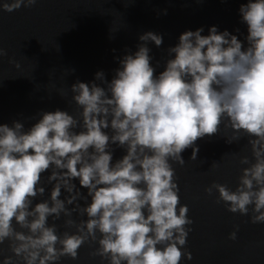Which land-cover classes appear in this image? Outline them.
I'll use <instances>...</instances> for the list:
<instances>
[{
	"label": "clouds",
	"instance_id": "1",
	"mask_svg": "<svg viewBox=\"0 0 264 264\" xmlns=\"http://www.w3.org/2000/svg\"><path fill=\"white\" fill-rule=\"evenodd\" d=\"M36 3L3 0L0 9ZM239 12L246 46L216 26L207 35L203 28L186 30L156 74L147 45L159 47L163 37L147 31L137 50L119 59L110 81L97 71L100 84L76 81L69 87L78 117L57 109L43 112L27 130L20 121L0 123L2 264L77 260L81 247L93 243L88 255L107 264L191 259L184 246L193 221L180 203L172 165L185 164L188 148L189 160H196V141L215 136L222 123L231 129L226 143L248 138L252 159L239 157L247 166L234 190L213 182L204 191L215 190L229 212L264 223V0H248ZM5 54L0 48V57ZM112 145L124 149L115 162ZM45 183L52 185L48 198L33 203L44 196ZM74 213L86 218L74 219ZM62 216L63 227L73 231L58 232L54 221ZM238 228L229 239H236ZM5 242L10 255L4 254Z\"/></svg>",
	"mask_w": 264,
	"mask_h": 264
},
{
	"label": "water",
	"instance_id": "2",
	"mask_svg": "<svg viewBox=\"0 0 264 264\" xmlns=\"http://www.w3.org/2000/svg\"><path fill=\"white\" fill-rule=\"evenodd\" d=\"M247 2L37 0L30 7L21 6L12 12L0 9V48L6 53L0 57V123L11 126L14 120L20 121L27 130L43 112L57 109L78 117L79 109L71 100L69 87L76 81L100 84L95 81L97 71L110 81L120 66L119 59L134 53L143 43L139 36L147 31L163 37L161 46L152 42L147 45L156 74L164 70L166 60L171 58L167 49L176 45L186 30L203 28L202 35H207L209 27L216 26L218 32L227 30L246 46L247 25L239 8ZM61 91L66 95L61 96ZM230 135L231 129L222 123L215 136L196 141V160H189L192 149L188 148L182 153L183 166L173 162L180 203L188 206V216L193 221L184 246L192 258H182L180 264H264V223L253 224L249 216L229 212L224 202H217L215 190L212 195L204 191L213 182L234 190L241 168L247 166L239 163V157L247 155L252 159L248 138L244 136L229 144L225 139ZM112 148L115 162L124 149L116 145ZM214 161L216 168L212 167ZM74 182L80 187L78 180ZM43 186L44 196H38L33 203L48 198L52 185ZM80 191L86 195V189ZM73 218L86 217L74 213ZM63 219L62 216L54 221L58 232L73 231L63 227ZM52 222L50 218L49 223ZM235 225L239 228L236 239L231 240L229 233ZM96 246L85 244L77 260L62 257L56 264H107L100 257L88 255ZM3 247L4 254L10 255L7 242Z\"/></svg>",
	"mask_w": 264,
	"mask_h": 264
}]
</instances>
